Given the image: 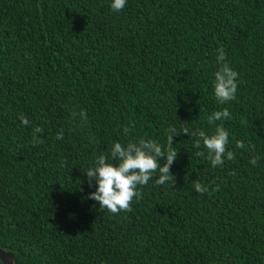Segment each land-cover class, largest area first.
<instances>
[{
	"label": "trees",
	"instance_id": "obj_1",
	"mask_svg": "<svg viewBox=\"0 0 264 264\" xmlns=\"http://www.w3.org/2000/svg\"><path fill=\"white\" fill-rule=\"evenodd\" d=\"M224 62L238 84L220 103ZM217 126L212 166L195 142ZM169 136L171 181L153 173L115 213L89 198L113 142ZM0 248L15 264H264V0H0Z\"/></svg>",
	"mask_w": 264,
	"mask_h": 264
},
{
	"label": "clouds",
	"instance_id": "obj_2",
	"mask_svg": "<svg viewBox=\"0 0 264 264\" xmlns=\"http://www.w3.org/2000/svg\"><path fill=\"white\" fill-rule=\"evenodd\" d=\"M127 0H110V8L114 11L122 10ZM225 61V53L223 49H218L217 63ZM237 76L238 73L233 70L226 62L222 63L220 68L214 73L213 93L220 103H225L235 98L237 92ZM224 118H231L227 108L214 111L209 117V123ZM23 124H28V120L20 117ZM36 132H40L37 127ZM174 131V130H173ZM61 133L57 134V138H61ZM228 131L217 126L211 135L200 131L195 146L199 148L201 142L208 151V157L212 166L223 163V154L225 153V145L228 143ZM36 142H40L37 140ZM173 137H168L167 149H163L158 142L148 139H140L138 142H129L122 145L120 142H113L111 148V157L118 158L119 163L114 164L108 162V157L100 155L90 166L85 175L88 178L89 185L95 186V190L89 193V198L99 202V205L105 206L108 210L115 213L130 208V201L133 197H138V185H145L152 177L153 173L158 172L156 179L157 184H164L173 179L170 171L171 165L177 157V153L172 148ZM237 147H243V142H237ZM197 152V155H200ZM227 158L231 159L233 153L227 152ZM164 159L161 164L160 160ZM255 159L251 163H255ZM197 192L203 193L207 191L208 186L203 187L199 182L194 184ZM3 264V261H0Z\"/></svg>",
	"mask_w": 264,
	"mask_h": 264
},
{
	"label": "water",
	"instance_id": "obj_3",
	"mask_svg": "<svg viewBox=\"0 0 264 264\" xmlns=\"http://www.w3.org/2000/svg\"><path fill=\"white\" fill-rule=\"evenodd\" d=\"M0 261H3V264H15L13 256L1 248H0Z\"/></svg>",
	"mask_w": 264,
	"mask_h": 264
}]
</instances>
